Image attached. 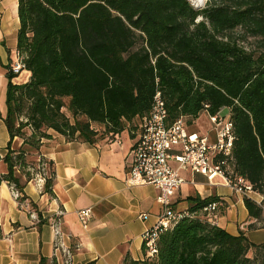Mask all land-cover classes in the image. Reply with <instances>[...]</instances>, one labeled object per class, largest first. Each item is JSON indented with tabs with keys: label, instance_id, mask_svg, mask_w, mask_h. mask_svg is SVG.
<instances>
[{
	"label": "trees",
	"instance_id": "trees-1",
	"mask_svg": "<svg viewBox=\"0 0 264 264\" xmlns=\"http://www.w3.org/2000/svg\"><path fill=\"white\" fill-rule=\"evenodd\" d=\"M18 19L16 49L30 77L16 85L7 75L10 142L0 182L21 192L15 171L31 180L44 164L51 195L53 162L28 161L50 133L88 144L124 125L134 135L133 121L148 115L158 92L170 122L182 117L191 125L202 113L229 110L235 141L228 164L261 197L259 204L243 198L255 221L249 228H264V0H206L199 10L188 0H18ZM238 28L258 40L257 52L229 36ZM14 138L22 139L18 149ZM188 200L192 214L219 202ZM157 246L155 258L127 256L123 264H255L249 253L264 251L197 215L180 219Z\"/></svg>",
	"mask_w": 264,
	"mask_h": 264
},
{
	"label": "crops",
	"instance_id": "crops-1",
	"mask_svg": "<svg viewBox=\"0 0 264 264\" xmlns=\"http://www.w3.org/2000/svg\"><path fill=\"white\" fill-rule=\"evenodd\" d=\"M18 29V0H0V152L3 155L10 142L3 122L7 75L17 59ZM29 77L30 73L23 69L11 82L22 85ZM137 121L141 120L133 121L135 127ZM124 126L120 134L98 137L94 144L80 140L68 142L50 133L51 139L45 140L38 153H30L28 158L42 157L53 162L51 195L18 171L15 176L22 186L19 200L13 198L10 184L0 182V264H54V261L62 264V257L54 251L52 224L56 221L64 235L63 242L71 251L72 264H123L127 256L142 260L141 234L155 223L163 207L157 201L159 192L154 186L128 187L125 183L129 153L138 130L134 128L133 135L129 125ZM124 132L129 140L122 138ZM188 132L207 136L210 143L215 140V136L211 139L213 129L201 134L191 126ZM109 137L120 143L109 142ZM20 146L14 138L11 148ZM6 173L7 166L0 161V175ZM179 176L184 183L170 198L173 210L188 211L191 207L188 199L216 197L219 199L216 226L232 236L243 234L254 245H264V228H249L255 221L248 217L244 197L233 193L219 176L208 180L190 170L179 171ZM251 199L258 202L260 197L255 195ZM86 208L91 209L92 215L84 229L76 212ZM59 211L62 215L56 216ZM32 213L38 221L30 217ZM142 213L148 215L146 220L139 219Z\"/></svg>",
	"mask_w": 264,
	"mask_h": 264
},
{
	"label": "built area",
	"instance_id": "built-area-1",
	"mask_svg": "<svg viewBox=\"0 0 264 264\" xmlns=\"http://www.w3.org/2000/svg\"><path fill=\"white\" fill-rule=\"evenodd\" d=\"M23 69L22 57L17 53V59L9 71L17 75ZM224 112L227 114L223 115ZM208 118L215 134L213 143L209 142L207 136L189 133L182 117L170 122L164 102L160 93L157 92L148 115L141 119V126L129 153L125 183L128 187L154 186L159 192L157 201L163 207L156 217L155 223L141 234L142 260L153 259L157 256L158 240L163 233L172 229L180 219L193 218L196 215V213L177 212L172 209L170 198L184 183V180L179 176V171L190 170L208 180L213 176H219L233 193L246 198L256 195L252 186L237 177L228 164L229 161H232L235 141L229 110L221 109L215 115H208ZM108 141L120 143L113 137H109ZM2 157L3 153L0 152V158ZM170 161L177 164L175 169L170 166ZM46 175L44 164H40L37 171L33 173L32 180L40 190L44 189ZM10 187L13 198L19 200L21 192L14 185H10ZM260 201L261 197L256 203L259 204ZM217 209L218 204L213 202L202 208L199 213L203 215L206 222L216 226ZM60 215L62 212L59 211L56 216ZM76 215L85 229L92 215L91 209L79 210ZM30 217L38 221V217L34 213L30 214ZM147 218L146 213L139 215L140 220ZM52 230L54 251L62 257V264H72L71 251L63 242L64 235L57 221L52 224ZM54 264L59 263L54 261Z\"/></svg>",
	"mask_w": 264,
	"mask_h": 264
},
{
	"label": "rangeland",
	"instance_id": "rangeland-1",
	"mask_svg": "<svg viewBox=\"0 0 264 264\" xmlns=\"http://www.w3.org/2000/svg\"><path fill=\"white\" fill-rule=\"evenodd\" d=\"M188 1L195 9L199 10V9H203L206 7V0H188ZM229 36L232 37V39L236 40L239 43V45L244 47L246 50L255 51V52L259 50L258 40L254 37H251L250 35L245 33V31H243L240 28L235 29L233 32L229 33ZM139 45H141V40L138 41L134 50L138 48ZM66 114L69 115L67 111H66ZM226 114H227L226 112L223 113V115H226ZM140 126H141V121H137L136 129L139 130ZM190 126H193V129L197 130L201 134H205L207 131H211L213 129L212 125L209 123V119L206 113H202L196 120H194L191 123V125H188V123H186L187 131L190 130L191 128ZM94 128L96 130H99V134H102L101 132L102 130L100 128L93 127V129ZM23 131L26 133L27 136L30 134V130L28 128L24 129ZM213 136H215L214 132L211 133L212 140H213ZM122 138L129 140L126 132H124V134L122 135ZM17 142L22 143V139L17 138ZM28 161L36 164L38 162V158L35 160H31L30 158H28ZM169 164L174 169L177 167V164L175 162L170 161ZM46 173H47V169H46ZM252 197H255V195H252ZM196 215L199 218L202 217V215H200L199 213H197ZM259 235H261V233H259ZM248 257L255 258L254 260L257 264L264 263V251L263 250L257 255H255V251L250 252Z\"/></svg>",
	"mask_w": 264,
	"mask_h": 264
}]
</instances>
